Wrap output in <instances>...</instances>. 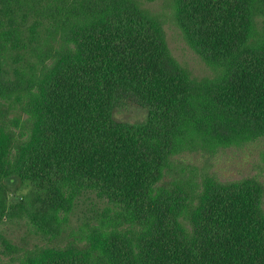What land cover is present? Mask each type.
I'll use <instances>...</instances> for the list:
<instances>
[{
	"label": "trees",
	"instance_id": "trees-1",
	"mask_svg": "<svg viewBox=\"0 0 264 264\" xmlns=\"http://www.w3.org/2000/svg\"><path fill=\"white\" fill-rule=\"evenodd\" d=\"M55 2L60 49L30 95L27 137L0 126V225L11 189L24 185L22 207L52 241L23 264H264L260 183L208 180L192 191L167 180L200 142L264 137V0H175L195 52L221 70L206 92L173 58L146 0ZM7 3L3 73L23 43ZM133 109L145 120L117 118ZM75 212L85 218L62 243Z\"/></svg>",
	"mask_w": 264,
	"mask_h": 264
},
{
	"label": "rangeland",
	"instance_id": "rangeland-1",
	"mask_svg": "<svg viewBox=\"0 0 264 264\" xmlns=\"http://www.w3.org/2000/svg\"><path fill=\"white\" fill-rule=\"evenodd\" d=\"M63 2L55 0H8L7 23L23 40L10 67L0 70V126L13 133L17 142L26 138L31 121L26 114L30 95L40 74L50 67L62 36ZM175 0H146V4L164 23L166 40L173 58L185 68L202 91H210L221 70L204 61L194 50L175 13ZM60 9V10H59ZM2 71V72H1ZM145 113L127 110L117 115L122 121L141 122ZM167 180L188 190L199 191L208 180L220 182L254 180L264 188V137L232 142L228 146L200 142L177 156ZM30 189L14 186L9 193L13 203L9 217L0 225V264H23L26 257L50 241L28 218L22 207L29 200ZM75 212L59 240L75 238L85 217Z\"/></svg>",
	"mask_w": 264,
	"mask_h": 264
}]
</instances>
